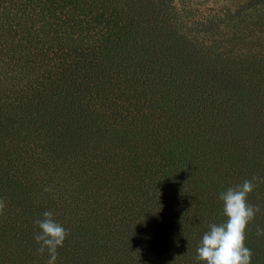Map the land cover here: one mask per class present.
I'll use <instances>...</instances> for the list:
<instances>
[{
    "label": "trees",
    "instance_id": "1",
    "mask_svg": "<svg viewBox=\"0 0 264 264\" xmlns=\"http://www.w3.org/2000/svg\"><path fill=\"white\" fill-rule=\"evenodd\" d=\"M227 1L0 0V264H46L44 211L57 264H202L220 192L264 180V0Z\"/></svg>",
    "mask_w": 264,
    "mask_h": 264
},
{
    "label": "clouds",
    "instance_id": "2",
    "mask_svg": "<svg viewBox=\"0 0 264 264\" xmlns=\"http://www.w3.org/2000/svg\"><path fill=\"white\" fill-rule=\"evenodd\" d=\"M257 181L264 182L253 176L220 192L225 220L208 226L196 249L195 261L202 264H252L253 252L246 246L247 230L256 214L261 212V207L250 204L248 197L258 186ZM52 190L51 187L44 188L45 192ZM5 208V201L0 199V215ZM34 224L38 228L34 233L37 254H47L46 264H57L58 249L63 247L70 232L54 219L52 211H44L42 218L36 219ZM256 235L264 236V228L257 226Z\"/></svg>",
    "mask_w": 264,
    "mask_h": 264
},
{
    "label": "rangeland",
    "instance_id": "3",
    "mask_svg": "<svg viewBox=\"0 0 264 264\" xmlns=\"http://www.w3.org/2000/svg\"><path fill=\"white\" fill-rule=\"evenodd\" d=\"M194 1H199V0H194ZM226 1H227V0H226ZM206 3H207L208 5H209V4H212V2H211V3H210V2H206ZM224 3H225V2H224ZM227 3H232V2H231V0H228ZM212 5H213V4H212Z\"/></svg>",
    "mask_w": 264,
    "mask_h": 264
}]
</instances>
